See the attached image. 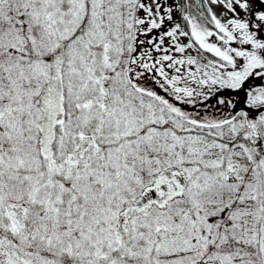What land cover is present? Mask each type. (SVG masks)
I'll return each mask as SVG.
<instances>
[{
	"label": "snow or ice",
	"instance_id": "6c2138e0",
	"mask_svg": "<svg viewBox=\"0 0 264 264\" xmlns=\"http://www.w3.org/2000/svg\"><path fill=\"white\" fill-rule=\"evenodd\" d=\"M0 264H264V0H0Z\"/></svg>",
	"mask_w": 264,
	"mask_h": 264
}]
</instances>
